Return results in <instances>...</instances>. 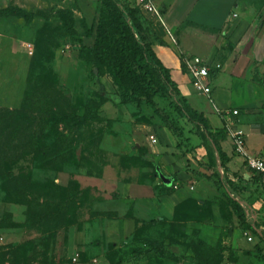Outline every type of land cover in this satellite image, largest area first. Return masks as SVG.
<instances>
[{
	"label": "rangeland",
	"instance_id": "obj_1",
	"mask_svg": "<svg viewBox=\"0 0 264 264\" xmlns=\"http://www.w3.org/2000/svg\"><path fill=\"white\" fill-rule=\"evenodd\" d=\"M9 6L36 16L0 17V264H264V187L228 136L223 167L169 102L114 103L117 86L83 49L94 35L81 23L96 29L102 3L0 0ZM248 76L255 97H242L263 117L264 69ZM193 93L196 108H213ZM165 240L173 259L129 255Z\"/></svg>",
	"mask_w": 264,
	"mask_h": 264
},
{
	"label": "crops",
	"instance_id": "obj_2",
	"mask_svg": "<svg viewBox=\"0 0 264 264\" xmlns=\"http://www.w3.org/2000/svg\"><path fill=\"white\" fill-rule=\"evenodd\" d=\"M153 1L165 27L142 12L156 35L150 41L157 57L173 73L182 95L195 110L205 114L213 130H223L225 124L216 109L237 110L238 115L230 117L233 129L243 133L249 155L264 157V116L259 114L262 108L256 98L242 97L246 92L255 97L251 85L246 86L249 91L242 90L246 89L245 76L264 69V0ZM192 57L211 65L207 81L212 101L206 98L204 103L212 104L213 111L210 108L207 113L193 105L194 87L183 70V60ZM234 87L243 91L238 99Z\"/></svg>",
	"mask_w": 264,
	"mask_h": 264
},
{
	"label": "trees",
	"instance_id": "obj_3",
	"mask_svg": "<svg viewBox=\"0 0 264 264\" xmlns=\"http://www.w3.org/2000/svg\"><path fill=\"white\" fill-rule=\"evenodd\" d=\"M96 2L102 3L106 17L99 21L96 29L89 28L85 22L81 23L87 38L94 35L93 46L83 49L92 54L98 64L107 70L117 86L119 96L114 99V103L139 105L145 101L148 107L154 108L156 97L169 102V108L181 119L186 120L202 139V146L207 151L209 161L213 164L214 156L217 154L224 167L228 158L221 149V142L227 137L225 130H213L205 114L195 110L182 95L171 75V70L166 68L155 54L150 38L145 33L139 9L133 7L128 0H96ZM35 16L31 12L13 6L0 9V17L23 18L27 23L32 22ZM74 24L75 20L71 14L67 28L71 38L75 35ZM257 179L262 183L260 177ZM262 186L264 187L263 184ZM230 204L239 218L244 219L240 205L235 201H231ZM247 227L254 231L252 224ZM172 248L170 240H165L162 244L147 241L142 246L130 250L129 255L146 257L154 253L173 259L175 254ZM123 262L125 258L120 257L112 264ZM201 264L209 263L201 262Z\"/></svg>",
	"mask_w": 264,
	"mask_h": 264
},
{
	"label": "built area",
	"instance_id": "obj_4",
	"mask_svg": "<svg viewBox=\"0 0 264 264\" xmlns=\"http://www.w3.org/2000/svg\"><path fill=\"white\" fill-rule=\"evenodd\" d=\"M137 5L143 13L155 18L163 27H165L161 14L153 0H137ZM166 33L170 38L172 37L168 30H166ZM183 64L187 74L191 78L194 89L204 95L208 100L212 101V90L207 81L211 65L204 62L199 57L185 58ZM217 68L219 67L217 66ZM216 113L225 122L223 130H225L227 136L232 140L235 151L245 158L247 167L261 178L262 184L264 185V157L249 155L246 151L243 133L235 131L232 127V123H230L231 115H238V111L216 109ZM151 139H153V142L156 141L153 136ZM246 237L248 241H252L251 235L247 232Z\"/></svg>",
	"mask_w": 264,
	"mask_h": 264
},
{
	"label": "water",
	"instance_id": "obj_5",
	"mask_svg": "<svg viewBox=\"0 0 264 264\" xmlns=\"http://www.w3.org/2000/svg\"><path fill=\"white\" fill-rule=\"evenodd\" d=\"M168 183V181H166V184Z\"/></svg>",
	"mask_w": 264,
	"mask_h": 264
}]
</instances>
